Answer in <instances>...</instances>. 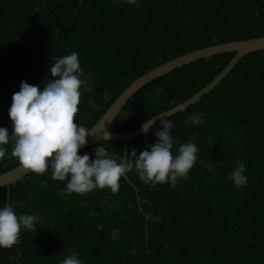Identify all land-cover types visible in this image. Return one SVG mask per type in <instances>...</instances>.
<instances>
[{
    "label": "trees",
    "instance_id": "obj_1",
    "mask_svg": "<svg viewBox=\"0 0 264 264\" xmlns=\"http://www.w3.org/2000/svg\"><path fill=\"white\" fill-rule=\"evenodd\" d=\"M0 0V127L12 131L9 109L23 81L43 89L56 58L79 55L82 100L75 122L91 128L136 78L187 52L264 35V0ZM235 52L201 58L147 84L132 96L110 130L130 132L198 92ZM199 114L204 123L188 118ZM173 154L188 141L197 162L187 179L145 184L126 174L120 189L65 194L66 181L28 173L0 187L16 214L43 217L20 243L0 247V264H61L78 253L81 264H264V50L243 56L210 92L167 117ZM160 121L127 143L137 155L158 141ZM103 146L118 162L123 140L79 151L95 158ZM0 174L17 166L13 145ZM150 150V149H149ZM133 162L134 157H129ZM245 164V186L229 175ZM147 217V219H146ZM147 220V222H146ZM146 226L148 239L146 245Z\"/></svg>",
    "mask_w": 264,
    "mask_h": 264
},
{
    "label": "clouds",
    "instance_id": "obj_2",
    "mask_svg": "<svg viewBox=\"0 0 264 264\" xmlns=\"http://www.w3.org/2000/svg\"><path fill=\"white\" fill-rule=\"evenodd\" d=\"M126 3L140 6L137 0H126ZM49 72L52 79L42 90L23 81L20 91L13 94L9 109L12 131L0 127V163L6 158L5 146L11 143V156L18 159L21 166L40 175L51 169L54 180H67L62 192L69 195H84L97 188H110L115 195L119 192L121 178L133 168L145 184L153 186L170 181L171 186L176 187L178 179H187L197 162L199 149L188 141L181 144L178 154L174 155L173 124L166 118L160 119L162 127L155 131L158 141L139 155L132 149L130 156L122 155L118 162L103 146L94 149V159L89 154L80 155L79 150L88 143L90 130L75 122L85 84L78 53L73 51L56 58ZM151 122L142 125L145 134L154 124L153 120ZM186 123L200 125L204 121L197 113ZM129 157H134V162ZM237 165L229 179L239 188L248 183V178L243 174L244 161L238 160ZM43 219L28 214L18 216L9 200L0 209V247L10 249L18 245L22 230L36 231V224ZM61 264H81L78 253H72Z\"/></svg>",
    "mask_w": 264,
    "mask_h": 264
},
{
    "label": "water",
    "instance_id": "obj_3",
    "mask_svg": "<svg viewBox=\"0 0 264 264\" xmlns=\"http://www.w3.org/2000/svg\"><path fill=\"white\" fill-rule=\"evenodd\" d=\"M264 50V35L259 37H253L244 40H236L229 41L224 43H218L215 45H210L204 48H199L190 52H187L181 56H178L174 59L168 60L153 69L147 71L142 74L135 80H133L123 91L122 93L112 102V104L107 108L104 114L100 117V119L91 127L90 135L87 137L88 143L85 147L81 148L85 149L93 144L99 143L105 140H123L124 141V155L127 154V143L129 140L134 137L144 133L142 131V125H144L147 121L151 124H156L162 118H167L172 116L185 108L189 107L191 104L196 103L199 99L206 93L210 92L214 89L220 82L225 78V76L235 67L238 61L248 53ZM235 52V55L228 62V64L222 69V71L206 86L201 88L198 92L193 94L191 97L183 101L182 103L160 112L159 114L153 116L151 119L147 120L143 124H141L136 129L130 132H114L110 130V126L115 118L118 116L120 111L126 102L134 96L140 89H142L147 84L155 81L161 76L172 72L173 70L188 65L194 61H197L201 58L210 57L212 55L223 53V52ZM159 116V117H158ZM152 124V126L154 125ZM79 150V151H80ZM31 171L25 169L23 166L18 164L17 166L3 172L0 174V187L7 186L8 191L10 190V185L23 176L27 175ZM128 181L133 185L132 181L125 175ZM136 193L138 202L140 204L141 210H143L141 203L142 200L138 194V189L135 185H133ZM9 203V198H8ZM147 219V217H146ZM147 222V220H146ZM148 239V228L146 226V245Z\"/></svg>",
    "mask_w": 264,
    "mask_h": 264
}]
</instances>
